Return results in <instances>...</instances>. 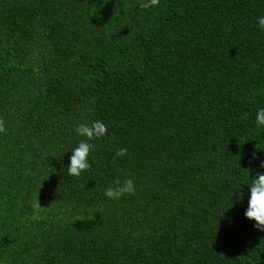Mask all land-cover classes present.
Returning <instances> with one entry per match:
<instances>
[{
  "label": "trees",
  "instance_id": "16d2710c",
  "mask_svg": "<svg viewBox=\"0 0 264 264\" xmlns=\"http://www.w3.org/2000/svg\"><path fill=\"white\" fill-rule=\"evenodd\" d=\"M142 3L0 0V264H264V0Z\"/></svg>",
  "mask_w": 264,
  "mask_h": 264
},
{
  "label": "clouds",
  "instance_id": "9594fccd",
  "mask_svg": "<svg viewBox=\"0 0 264 264\" xmlns=\"http://www.w3.org/2000/svg\"><path fill=\"white\" fill-rule=\"evenodd\" d=\"M160 0H144L141 7L147 9L157 6ZM257 25L261 30H264V16L257 17ZM255 123L258 128H264V107L258 108L255 115ZM76 133L84 137L78 142V145L71 149V155L68 158L66 167L67 174L70 176L79 177L82 172L91 168L89 162V154L95 145L92 140L103 138L108 133V126L100 120L93 121L90 125L81 123L75 128ZM126 149H119L115 153L117 157L126 155ZM261 167H264V161L261 162ZM249 186L247 207L244 210L246 219L253 221V227L259 231H264V172L257 173L255 177H251L248 183ZM136 192V185L131 178L121 180L116 178L113 181V186L107 187L104 190V196L109 200H119L125 195H131ZM237 201L243 199L242 193H236ZM40 205L37 203L34 206V211L38 212ZM34 218L38 219L37 216Z\"/></svg>",
  "mask_w": 264,
  "mask_h": 264
}]
</instances>
